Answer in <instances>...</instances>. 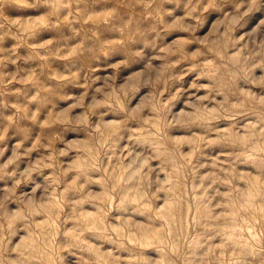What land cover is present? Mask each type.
<instances>
[{
	"label": "rangeland",
	"instance_id": "obj_1",
	"mask_svg": "<svg viewBox=\"0 0 264 264\" xmlns=\"http://www.w3.org/2000/svg\"><path fill=\"white\" fill-rule=\"evenodd\" d=\"M187 3L183 0L179 8L175 4L164 7L176 9L174 15L179 19L186 15ZM192 4L199 15L197 22L202 21L198 39L187 42L188 33L179 29H173L169 37V43H184L183 53L171 58L179 60L173 74L182 79L173 80L170 89L160 94V103L171 107L166 122L150 121L156 114L146 106L139 118L129 119L106 142L108 134H98L59 157L47 146L39 147L48 143L39 133L24 139L13 137L10 131L0 141V202L6 203L10 213H27L31 218V230H20L13 238V246L28 257L25 264H128V253L118 251V245L106 239L108 233L102 230L108 227L113 229V237L120 229L146 241L200 236L201 244L215 230L244 228L245 235L264 230V108L258 103L264 99V35L241 33L232 27L227 14L218 13L207 0H203L202 11L197 0ZM17 44L7 38L2 47L16 48L18 56L26 57L29 49L17 48ZM9 54L0 53V58ZM37 66L35 61L21 59L8 63L3 71L23 73ZM23 87L12 81L6 91ZM69 91L82 95L84 90ZM177 93L180 95L173 99ZM146 95L141 90L131 106L141 103L140 98ZM186 101L195 107H187ZM71 103L69 100L62 107ZM12 111L15 109L9 114ZM123 118L122 113L104 120L119 122ZM90 119L97 122L98 118ZM87 139L70 133L57 140L54 148L67 149L69 142ZM241 160L246 163L240 164ZM99 161L102 172L92 167ZM40 162L46 166H39ZM157 180L166 182V191L159 193L147 214L116 207L115 186L131 190L129 195L135 200L140 186ZM158 187L153 183L150 191L155 193ZM70 240L84 244L69 247ZM219 245L217 237L198 249V254L207 253L209 264L212 256L218 257L220 264H232L230 253ZM85 246L90 250L82 251ZM144 251L145 264L158 259L154 249Z\"/></svg>",
	"mask_w": 264,
	"mask_h": 264
},
{
	"label": "clouds",
	"instance_id": "obj_2",
	"mask_svg": "<svg viewBox=\"0 0 264 264\" xmlns=\"http://www.w3.org/2000/svg\"><path fill=\"white\" fill-rule=\"evenodd\" d=\"M207 2L218 13L227 14L232 27L241 33L264 35V0ZM182 3L183 0H0V53L10 52L0 58V141L8 137L10 131L13 137L24 139L39 133L40 139L48 142L47 145L40 143L39 147L47 146L59 157L67 155L77 143L83 146L92 141L98 134L104 137L107 133L106 142L126 126L129 119L139 118L146 106L156 114L150 121L166 122L171 107L160 103V94L161 90L170 89L173 80L182 79L173 74V67L179 60L171 58L183 53L184 43H169L171 31L186 32L187 42H195L202 26V21L197 22L199 15L192 0L185 5L186 15L179 19L174 15L176 9L164 7L175 4L179 8ZM197 4L202 11L203 0H197ZM7 38L18 41L17 48L27 47L28 55L20 57L16 48L4 49L2 45ZM21 59L35 61L38 66L23 73L3 71L8 63L16 64ZM12 81L25 87L6 91L7 84ZM70 88L84 91L82 95H73ZM141 90L148 95L142 96L141 103L132 107ZM179 95L177 93L173 99ZM9 97L15 99L10 101ZM69 100L72 103L67 108L62 107ZM258 103L264 108V99ZM186 106L193 108L195 104L186 101ZM11 109L15 111L9 114ZM77 109L82 111L77 112ZM122 113L124 118L119 122L104 120L105 116L115 117ZM93 116L98 118L97 122L91 121ZM70 133L83 134L88 139L69 142L67 149L57 151L54 143ZM39 166L46 165L40 162ZM92 167L103 171L102 161ZM30 171L23 175L27 177ZM86 182L91 183L90 178L86 177ZM153 183L160 185L155 193L150 191ZM164 183L146 181L136 190L135 200L129 195L131 190L117 185L112 189L114 198L119 200L116 207L145 215L152 210V202L160 198L159 193L166 191ZM131 205L135 207L129 209L127 206ZM31 228L27 213H10L6 203L0 202V264H25L28 257L19 247L13 246V238L20 230L30 231ZM102 231L108 233V241L118 245V251L128 253V264H145L144 249L148 248L155 250L158 259L148 260L146 264H209L207 253L199 255L198 249L217 237L220 238L219 246L230 253L232 264H264V230L250 235L244 234L247 231L244 228L215 230L206 237L204 244L200 243V236L191 240L178 236L146 241L120 229L115 230V237L111 235V227ZM83 244V241H68L69 247ZM81 250L89 251L90 248L85 246ZM115 260L119 262L120 257ZM211 260L212 264H220L216 256Z\"/></svg>",
	"mask_w": 264,
	"mask_h": 264
}]
</instances>
